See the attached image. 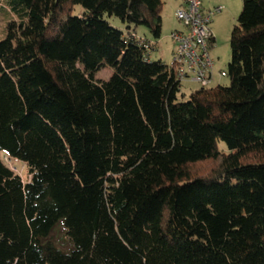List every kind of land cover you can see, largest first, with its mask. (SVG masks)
<instances>
[{
    "label": "trees",
    "instance_id": "obj_1",
    "mask_svg": "<svg viewBox=\"0 0 264 264\" xmlns=\"http://www.w3.org/2000/svg\"><path fill=\"white\" fill-rule=\"evenodd\" d=\"M241 1L229 85L179 102L136 35L161 0H5L0 264H264V0Z\"/></svg>",
    "mask_w": 264,
    "mask_h": 264
},
{
    "label": "rangeland",
    "instance_id": "obj_2",
    "mask_svg": "<svg viewBox=\"0 0 264 264\" xmlns=\"http://www.w3.org/2000/svg\"><path fill=\"white\" fill-rule=\"evenodd\" d=\"M163 3L162 8V29L161 37L159 40L155 41L150 38V36L144 31V29H138L136 35L138 37L146 36L147 41H149L153 46L154 50L151 52V62L161 61L163 64L170 66L172 62V55L175 50V45L169 38L170 34L179 28V23L175 18V12L177 10L176 0H161ZM202 8L205 11H214L220 8V12L216 13L211 20V33L215 40L214 46L210 51V57L215 63L214 75L215 83L214 87L222 86L227 87L229 85V80L227 78H221L219 74L221 72H226L228 64L231 61V50H230V36L232 29L237 25L238 17L242 10L241 0H201ZM13 20V16L10 14L8 8L6 7L5 0H0V39H3V34L1 31L4 30L5 24ZM110 24L122 30V26L115 19L109 20ZM113 72L106 66L100 67V69L90 77L93 82L104 85L106 84ZM220 77V78H219ZM199 87L196 84L183 83L180 86V92L178 93V101L186 102L188 101L190 95L198 90ZM218 150L224 154H227V149L224 144L217 142ZM4 164L15 174L18 175L24 183L30 181V175L24 164L9 160L6 157H1ZM208 163L198 165L200 173L202 171L206 172L208 169ZM207 173V172H206ZM205 175V174H203ZM56 244L61 247L63 241L66 244V239L64 238V231L59 227L53 233ZM65 239V240H64ZM62 248L67 249L66 246Z\"/></svg>",
    "mask_w": 264,
    "mask_h": 264
},
{
    "label": "built area",
    "instance_id": "obj_3",
    "mask_svg": "<svg viewBox=\"0 0 264 264\" xmlns=\"http://www.w3.org/2000/svg\"><path fill=\"white\" fill-rule=\"evenodd\" d=\"M220 8L205 11L201 0H181L175 18L182 31H173L169 38L175 45L170 67L181 84H196L199 88H211L215 83V63L210 57L215 40L210 25ZM226 78V72L219 74ZM219 77V78H220Z\"/></svg>",
    "mask_w": 264,
    "mask_h": 264
},
{
    "label": "crops",
    "instance_id": "obj_4",
    "mask_svg": "<svg viewBox=\"0 0 264 264\" xmlns=\"http://www.w3.org/2000/svg\"><path fill=\"white\" fill-rule=\"evenodd\" d=\"M176 3H177V9H178V7L180 6V4H181V0H176ZM183 30V28L181 27V26H179V28H177L176 30H174V31H182ZM150 58H151V56H150Z\"/></svg>",
    "mask_w": 264,
    "mask_h": 264
}]
</instances>
